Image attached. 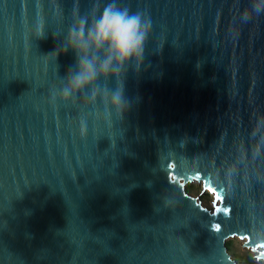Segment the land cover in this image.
Returning a JSON list of instances; mask_svg holds the SVG:
<instances>
[{
  "label": "water",
  "instance_id": "water-1",
  "mask_svg": "<svg viewBox=\"0 0 264 264\" xmlns=\"http://www.w3.org/2000/svg\"><path fill=\"white\" fill-rule=\"evenodd\" d=\"M109 4L140 54L76 89ZM230 237L264 262V0H0V264H238Z\"/></svg>",
  "mask_w": 264,
  "mask_h": 264
},
{
  "label": "clouds",
  "instance_id": "clouds-1",
  "mask_svg": "<svg viewBox=\"0 0 264 264\" xmlns=\"http://www.w3.org/2000/svg\"><path fill=\"white\" fill-rule=\"evenodd\" d=\"M147 27L145 25V31L142 32L138 15H129L127 11L109 4L100 12L87 37L79 29L74 35L69 34L68 48L79 57L78 71L71 80L72 86L79 89L98 76L112 75L110 64L113 59L119 66L138 57ZM102 50L106 59L97 67L95 59L90 60L88 56L91 53L95 57Z\"/></svg>",
  "mask_w": 264,
  "mask_h": 264
},
{
  "label": "rangeland",
  "instance_id": "rangeland-1",
  "mask_svg": "<svg viewBox=\"0 0 264 264\" xmlns=\"http://www.w3.org/2000/svg\"><path fill=\"white\" fill-rule=\"evenodd\" d=\"M185 188H189V190L187 192L189 196L196 198L197 201L200 202V204L204 208H206L208 210H212V208H213V196L208 192L202 193L201 184H199L196 181H193V182L187 183L185 185ZM228 242H230V244H231L230 245V252H228L229 255H237V256H240L241 258L251 256V258L255 262L260 263V264H264L263 261L256 260V258H255L256 253H253L252 251L243 248L242 244H243L244 240H240L237 237H230V238H228ZM236 262L238 264H243L242 261L237 260Z\"/></svg>",
  "mask_w": 264,
  "mask_h": 264
},
{
  "label": "trees",
  "instance_id": "trees-1",
  "mask_svg": "<svg viewBox=\"0 0 264 264\" xmlns=\"http://www.w3.org/2000/svg\"><path fill=\"white\" fill-rule=\"evenodd\" d=\"M189 188H186V191L188 192ZM227 245V249H228V252H230V242H227L226 243ZM235 258V260L237 261H242L243 264H260V263H257L255 262L251 256H247V257H244V258H241L240 256H237V255H234L233 256Z\"/></svg>",
  "mask_w": 264,
  "mask_h": 264
}]
</instances>
